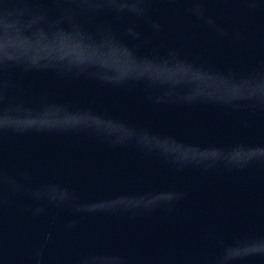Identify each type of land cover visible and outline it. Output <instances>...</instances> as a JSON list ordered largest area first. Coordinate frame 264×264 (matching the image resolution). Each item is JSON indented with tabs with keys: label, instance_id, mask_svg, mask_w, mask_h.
Masks as SVG:
<instances>
[{
	"label": "water",
	"instance_id": "95a60500",
	"mask_svg": "<svg viewBox=\"0 0 264 264\" xmlns=\"http://www.w3.org/2000/svg\"><path fill=\"white\" fill-rule=\"evenodd\" d=\"M0 188L264 252V0H0Z\"/></svg>",
	"mask_w": 264,
	"mask_h": 264
}]
</instances>
